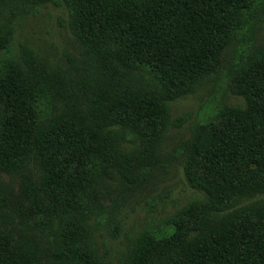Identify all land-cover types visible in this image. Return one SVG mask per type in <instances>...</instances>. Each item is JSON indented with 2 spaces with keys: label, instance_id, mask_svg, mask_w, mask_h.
<instances>
[{
  "label": "trees",
  "instance_id": "obj_1",
  "mask_svg": "<svg viewBox=\"0 0 264 264\" xmlns=\"http://www.w3.org/2000/svg\"><path fill=\"white\" fill-rule=\"evenodd\" d=\"M48 3L72 37L56 59L12 43L14 18ZM219 74L244 104L173 150L200 196L122 264H264V197L240 204L264 193V0H0V264H102L90 221L114 230L154 187L169 103Z\"/></svg>",
  "mask_w": 264,
  "mask_h": 264
},
{
  "label": "rangeland",
  "instance_id": "obj_2",
  "mask_svg": "<svg viewBox=\"0 0 264 264\" xmlns=\"http://www.w3.org/2000/svg\"><path fill=\"white\" fill-rule=\"evenodd\" d=\"M66 20L67 13L62 7L49 3L33 7L27 14L14 18L12 43L15 48L20 43L25 44L49 59L63 57V53L72 48ZM218 103L244 104L242 97L229 91L221 74L205 81L194 93L169 103L170 118L177 122L168 128L162 143L161 152L165 155L159 180L154 187L152 180V186L137 197H125L119 205L118 226L114 230L104 225L94 229L93 221H90L93 244L102 257V264H122L136 235L152 222L166 218L187 201L200 196L187 184L181 160L173 150L188 137L196 122H202L213 113ZM260 197H264V193L240 204Z\"/></svg>",
  "mask_w": 264,
  "mask_h": 264
}]
</instances>
